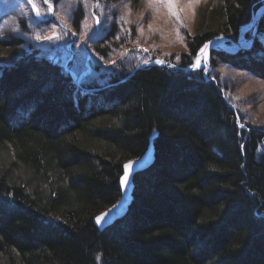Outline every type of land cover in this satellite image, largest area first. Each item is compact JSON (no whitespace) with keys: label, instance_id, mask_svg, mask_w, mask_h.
I'll return each mask as SVG.
<instances>
[{"label":"trees","instance_id":"obj_1","mask_svg":"<svg viewBox=\"0 0 264 264\" xmlns=\"http://www.w3.org/2000/svg\"><path fill=\"white\" fill-rule=\"evenodd\" d=\"M215 1L195 30L177 28L184 49L167 64L140 67L146 50L104 45L117 6L100 0L93 71L108 56L106 79L78 86L70 61L38 49L0 65V154L44 184L0 168V264H264V129L240 127L226 84L189 68L207 42H237L253 23L249 47L212 48L210 65L264 80V0ZM87 14L77 6L71 26L89 32ZM150 143L155 161L136 174L127 214L101 230L94 217L121 196L123 163Z\"/></svg>","mask_w":264,"mask_h":264},{"label":"rangeland","instance_id":"obj_2","mask_svg":"<svg viewBox=\"0 0 264 264\" xmlns=\"http://www.w3.org/2000/svg\"><path fill=\"white\" fill-rule=\"evenodd\" d=\"M114 2L117 9L111 17L118 26L115 33L108 37L110 41L107 40L109 42L104 45L112 42L117 51L131 45L146 50L147 53L142 56V62L138 65H141L140 67L151 61L157 63L158 60L163 61L159 64H167L169 62L166 56H180L184 49L183 33L177 31V28L181 25L183 30H195L202 13L216 3L215 0H174L169 6L167 0H141L139 7L130 0ZM79 5L84 6L89 12L84 20V24L88 22L89 32L84 30V27L77 31L71 26L70 20ZM99 6L100 0H48L47 3L44 0H0V65L14 61L20 53L27 50L38 49L40 56L46 55L64 68L71 60L70 72L76 82L81 77L82 84V80L92 75L98 79L99 76L106 79L108 56L101 53L104 61L98 64L100 66L96 71H93V64L97 60L95 48L102 45V41H96V45L91 44L100 37L101 20L97 13ZM122 20H126L127 26L121 28ZM252 27L253 23L243 26L240 39L232 44L223 37L205 44L207 47L204 45L202 48L207 50L202 52V48L199 50L192 66L208 70L216 81L226 84L233 97L231 99L237 111L240 127L243 125L246 129L253 127L264 129V80L238 69L227 67L215 70L209 63V52L212 48L235 51L240 47H249L250 41L245 34L253 29ZM53 36L58 38L46 39ZM256 36L264 45V33ZM11 38H14V42L4 46L2 42ZM3 166L10 168L9 175L14 182H26L32 189L36 186L38 190L39 187H44L43 182L36 185L33 173L26 169L24 163L17 159L11 150L0 154V168Z\"/></svg>","mask_w":264,"mask_h":264},{"label":"water","instance_id":"obj_3","mask_svg":"<svg viewBox=\"0 0 264 264\" xmlns=\"http://www.w3.org/2000/svg\"><path fill=\"white\" fill-rule=\"evenodd\" d=\"M155 161V148L150 143L142 155L129 159L123 163V175L127 177V182L122 183L120 178L121 196L108 208L102 210L94 217V223L98 228L104 230L112 226L117 220L122 219L127 214L133 200L135 189L134 178L137 173L147 170ZM96 217H103L98 223Z\"/></svg>","mask_w":264,"mask_h":264},{"label":"snow or ice","instance_id":"obj_4","mask_svg":"<svg viewBox=\"0 0 264 264\" xmlns=\"http://www.w3.org/2000/svg\"><path fill=\"white\" fill-rule=\"evenodd\" d=\"M44 2L45 3H47L48 2V0H44ZM174 2V0H167V3L169 4V6H171L172 5V3ZM38 15H39V13H38ZM41 22H47V21H41ZM39 38V37H38ZM58 37H55V36H53V37H47L46 39H48V40H55V39H57ZM85 45H87V42L85 41ZM205 47H207V45H205ZM201 51H203V49H201ZM157 63H163V61H156ZM213 79H214V77H213ZM241 127H243V125H241ZM121 182L122 183H126L127 182V177L125 176V177H122L121 178ZM103 219V217H96V220H97V222L99 223L101 220Z\"/></svg>","mask_w":264,"mask_h":264},{"label":"bare ground","instance_id":"obj_5","mask_svg":"<svg viewBox=\"0 0 264 264\" xmlns=\"http://www.w3.org/2000/svg\"><path fill=\"white\" fill-rule=\"evenodd\" d=\"M222 41V40H221ZM203 49V48H202ZM205 50H207V48L206 49H203V51H205ZM202 52V51H201ZM201 55V54H200Z\"/></svg>","mask_w":264,"mask_h":264}]
</instances>
